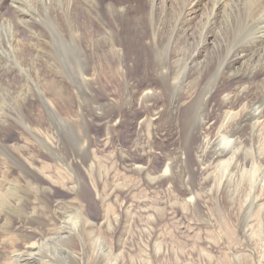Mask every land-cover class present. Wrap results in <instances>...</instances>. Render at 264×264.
Instances as JSON below:
<instances>
[{
  "label": "rangeland",
  "instance_id": "374dc122",
  "mask_svg": "<svg viewBox=\"0 0 264 264\" xmlns=\"http://www.w3.org/2000/svg\"><path fill=\"white\" fill-rule=\"evenodd\" d=\"M210 4L208 2L207 7ZM249 7L250 12L255 9L253 4ZM206 12L203 8L202 14H198L193 22L197 23ZM251 23L231 26L229 41L221 46L226 50H223L222 57L244 42L243 34ZM59 36L62 41L58 48L65 49L63 53L49 57L51 60L46 67L50 74L68 79L71 91L82 93L86 101L83 105L97 106L100 104L94 102H99V98L103 102L112 99L119 103L116 110L122 114L111 113L112 127L105 131L100 125L101 118L88 124L84 122L78 102L72 103L70 113L59 108L60 117L50 116L45 104L37 100L25 106L5 107V115L10 113L7 117H0V170L6 169L8 157L5 151H9L13 161L18 160L12 172L13 176L19 177L20 197L26 207L23 205L21 210L12 203L13 206L4 209L0 215V264H25L27 250L32 248L34 241L36 250L32 248V251L36 254V264H109L120 251L135 258V252L139 250L135 233L139 229L155 230L162 241L168 239L176 254L183 255V258L191 256L194 264H201L200 257L203 260L206 253L219 261L231 259V264H264V134L258 132L254 121L245 119L244 106L236 104L232 108L233 115L221 121L226 109L223 107L219 111L223 94H218L212 100L209 116L202 101V105L193 108L190 126L184 132L175 128L169 131L166 127L156 135L148 123L143 122L151 111L140 106L139 101H135V113L124 111L125 107L120 103L124 91V85L118 83L122 81L120 76H103L104 85L100 90L82 83L83 76L88 74L87 67L90 68L88 59L68 50L76 45L66 40L70 37ZM130 45L136 63L133 76L140 78L143 84L146 80L142 71V50L134 42L130 41ZM159 50L160 62L171 58L170 45L164 44ZM9 64L13 71L15 64ZM176 68L185 74L181 64ZM220 70L221 67H216L214 72H208V82L203 89L205 95L211 88L209 81ZM171 78L174 80L175 74ZM248 82L244 86H251ZM227 84L225 94L234 92L236 86L231 82ZM260 89L257 93H260V105L264 107V86ZM178 91L173 89L172 94ZM2 109L0 106V112ZM202 122L212 125L207 138L196 137L195 133L193 137L188 133ZM222 122L224 127H221ZM263 122L264 119L260 129L264 128ZM40 127L42 133H38ZM30 129L36 130V138L33 137L31 144L27 143L32 136ZM219 131L222 132L219 134ZM223 136L234 141V148L227 158L207 171L197 156L203 154L201 150L211 155L220 149L218 146ZM206 141H209L208 148ZM27 144L29 150L24 148ZM19 148L22 149L18 151ZM18 166L28 167L30 175L21 174ZM3 171L0 172V181ZM257 196H261V202H255ZM225 197L233 205L227 206ZM196 203L200 204V209L194 207ZM34 206L36 221L25 225L26 218H33ZM108 228L115 230L114 236L108 237ZM123 229L129 231L130 236L126 247L118 250L117 243ZM95 238L99 241L96 242ZM197 240L199 244L196 245ZM96 244H102L100 249L103 248L105 254L92 256L86 252V247H96ZM231 249L236 253L230 254ZM17 254L22 256L18 263L13 258ZM188 262L190 259H186Z\"/></svg>",
  "mask_w": 264,
  "mask_h": 264
},
{
  "label": "bare ground",
  "instance_id": "6f19581e",
  "mask_svg": "<svg viewBox=\"0 0 264 264\" xmlns=\"http://www.w3.org/2000/svg\"><path fill=\"white\" fill-rule=\"evenodd\" d=\"M208 2L211 3L209 7H207ZM249 4L255 7L251 12L248 9ZM203 8L207 11L206 15H201L199 21L194 23ZM247 21L252 23L243 34L244 42L222 57L224 47L221 46L229 41L228 33L231 26L241 25ZM56 31L64 38L70 37L66 39L68 42L72 41V44H76L68 50L75 51L80 57L88 59L87 64L89 63L90 68L87 67L88 74L83 76L82 83L100 90L104 85L103 76L105 78L107 75L120 76L122 81L118 83L124 85L120 103L125 107L124 111L129 114L135 113V101H139L140 106L151 111L143 122H147L156 135H159L160 130L162 131L161 128L166 127L169 131L175 128L184 132L190 126L189 118L193 108L197 104L202 105V101L205 102V109L209 108L206 109L209 116L212 100L218 94L220 96L223 94L219 111L223 107L226 109L222 112L221 121L230 118L233 115V106L241 103L244 106L245 119L254 121L258 132L264 134L262 130L264 128H259L264 119V107L260 105L261 95L257 93L261 90V86H264V0H0V106L3 108L0 117L9 115L10 112L5 115L7 110L5 107L8 105L25 106L35 100L45 104L50 116L60 117L59 108L66 109L70 113L72 103L78 102L84 122L88 124L95 122V118H101L100 125L106 131L112 127L111 113L122 114L116 110L119 103L112 99L103 102V99L98 97L99 102L94 103L100 105H83L86 101L82 93L79 90L76 93L72 92L68 79L57 78L54 73L50 74V70H47L46 66L51 60L49 57L55 56V53H63L65 49L61 51L58 48L62 40ZM130 41L142 50L140 52L143 56L142 71L146 80L143 84L140 78L133 76L136 63L133 60L134 52ZM164 44L172 47V54L169 60L163 56L165 61L160 62L159 49ZM10 62L15 64L14 67L11 66L13 71L8 67ZM177 64L184 67L185 74L180 73L176 68ZM216 67H221V70L209 81L211 88L205 95L203 89L208 82V72ZM129 73L132 74L130 77ZM172 74H175L174 80L170 79ZM246 81H249L248 84L251 86H244ZM228 82L233 83L236 89L225 94ZM36 88L39 90L38 93ZM173 89L179 91L174 95ZM201 93L203 96L200 95ZM139 97L142 99L139 100ZM245 108L250 110L245 111ZM224 126L222 122L221 127ZM211 129L210 123L202 122L193 132L190 130L188 133L193 137L195 133L196 137L207 138ZM30 130L32 136L27 143L31 144L34 142L33 137L36 138V130ZM37 130L38 133L43 132L41 127ZM55 130L58 133L56 128ZM220 132L222 131H219V134ZM206 142L205 146L208 148L209 141ZM187 144L189 145L188 142ZM29 146L27 144L25 150H29ZM233 146L234 141L223 136L218 146L220 149L211 155L201 150L203 154L197 157L208 171L214 164L227 158ZM21 149L19 148L18 151ZM5 152L8 157L6 169L0 170L1 173L3 171V178L0 181V215L12 203L21 210L23 205L24 208L26 207V202L20 197L22 187L19 177L13 176L12 172L18 160L13 161L11 153ZM206 159L210 161L209 164L206 163ZM26 168L28 167H20V173L30 175L31 171ZM164 171L167 173V170ZM90 180L92 181L93 178ZM260 197L257 196L255 202H261ZM224 202L227 206L233 205L228 197L224 198ZM199 205L196 203L194 207L200 209ZM219 205L220 203L218 207ZM32 214L33 218H26L25 225L36 221L35 206L32 208ZM106 233L110 235L106 236L112 237L116 232L108 228ZM129 236V231L123 229L117 243L118 250L124 248ZM135 239L139 246L135 254L139 257L133 258L120 251V254L113 257L112 263L109 264H194L191 256L180 257L181 255L175 253L168 239L162 241L161 235L153 229H139L135 233ZM198 240L195 241L196 245L199 244ZM98 241L96 239V242ZM102 244H96V247L92 248L86 247L88 250L86 252L91 253L92 256H100L104 253L103 248L100 249ZM31 246L36 250V241ZM32 248L27 250L25 264H36V254L33 253ZM84 251L83 248L82 252ZM235 253L236 251L231 249L230 254ZM13 258H16L18 263L22 256L17 254ZM186 259H190V262L186 263ZM200 263L231 264V259L219 261L215 260L213 255L206 253L203 260L200 257Z\"/></svg>",
  "mask_w": 264,
  "mask_h": 264
}]
</instances>
